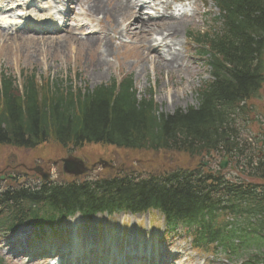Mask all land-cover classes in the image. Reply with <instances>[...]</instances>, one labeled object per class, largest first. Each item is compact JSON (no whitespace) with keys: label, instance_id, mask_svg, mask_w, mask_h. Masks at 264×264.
<instances>
[{"label":"trees","instance_id":"1","mask_svg":"<svg viewBox=\"0 0 264 264\" xmlns=\"http://www.w3.org/2000/svg\"><path fill=\"white\" fill-rule=\"evenodd\" d=\"M214 1L221 27L194 40L212 77L197 91L196 108L160 114L151 93L140 96L130 77L90 90L39 87L29 75L22 94L12 77L2 76L0 145L34 148L52 138L63 148L112 146L166 159L184 154L197 164L192 163L194 170L170 168L145 178L120 168L91 181L9 187L0 191V233L53 224L76 212L155 209L169 232L182 224L206 250L216 244L214 252L238 256L251 236L264 250V185L229 182L205 172L200 162L212 153H235L241 173L264 183V130L249 143L233 127L252 111L247 103L263 88L264 0ZM235 240L245 243L237 246ZM243 264H264V259L249 257Z\"/></svg>","mask_w":264,"mask_h":264},{"label":"rangeland","instance_id":"2","mask_svg":"<svg viewBox=\"0 0 264 264\" xmlns=\"http://www.w3.org/2000/svg\"><path fill=\"white\" fill-rule=\"evenodd\" d=\"M80 1L83 2L77 9V22L72 23V31L69 35L64 33L58 38L42 39L31 38L33 35L30 34L13 36L0 29V77L3 72H11L17 82L22 85L24 77L34 73L42 85H45L44 83L51 85L53 82L63 88L71 85L75 88H85L86 85L90 89L109 85L114 80L121 81L125 77H131L134 88L140 96H149L151 93L161 114L172 115L179 110L184 111L197 106L196 91L210 80V73L205 60L197 54L199 48L193 43L192 37L210 33L216 27L215 19L218 16V9L212 0H183L180 6L171 0H161L163 3L168 2L172 10H176V7L184 8L191 17L188 19L185 30H181L177 36L168 41L170 48L175 47L179 51L181 59L180 65L171 69L164 68L162 57L158 58V54L166 56L165 52L168 48L158 47L160 44L157 42L156 35L132 37L130 35L132 32H138V23L134 22L133 28H129L128 25L132 20L130 17L119 19V22L114 23L111 17H105L90 10L93 0ZM152 9L149 6H143L142 12L135 14L133 19L144 17L147 20L148 15H151L156 16L157 22L160 21L156 8ZM159 11L163 12L162 7ZM76 25H85V28L79 30ZM100 32L103 36L111 34L113 41L112 55L107 57L109 64L102 66L101 74L98 76V70L92 67L99 59L98 54L101 45L106 42L105 37L101 44H92L87 35H90L89 33L97 35ZM149 49H151L150 53H148ZM22 72L25 75H22ZM250 104L255 111L253 117L248 121L237 120V124L234 125L241 130L244 140L258 135L262 130L259 125L261 119L258 120L261 116L256 112L264 111V95L260 99L251 101ZM256 115H258L257 118ZM69 158L85 161L86 168L90 169L82 176L85 179H95L107 172L97 164L99 160L106 162L104 169L115 165L117 170L119 169L117 166L125 165L126 170L131 169L144 177L151 172H158L161 166L185 168L193 161L184 154L166 159L153 153L117 150L112 146L103 147L102 145H88L72 152L52 142L36 149L3 146L0 147V177H5V180L0 181V189L5 190L13 184L14 180L10 181L9 175L17 177L20 183L35 184L37 180H33L34 173L31 170L37 166L42 167L45 172H50L55 181L57 179L61 182L71 180L73 178L63 172L60 162L61 159ZM165 161H172L174 164H165ZM55 163H57L56 166ZM194 164H197L196 161ZM93 165L95 170H91ZM225 172L228 178L236 176V172H232L230 166ZM75 231L79 234L78 242L74 239ZM98 232L101 237L99 243L96 239ZM164 233V221L154 211L134 216L123 213L113 216L103 214L95 216L92 221L76 217L74 220L63 223L55 232L46 228L43 233H39L31 228L23 227L13 236L0 235V261L4 264H49L43 261L26 262L18 256L29 252L32 248L42 246L45 242H51L78 246L84 252H88L87 249L91 248L94 252L114 260L119 258L126 260L128 256H145L144 258L147 259L143 264H149L146 260L152 257L173 259L177 264H232L223 254L210 257L207 254L197 253L192 248L191 239L186 237L182 229L173 237H164ZM34 235L41 238L33 239ZM34 240L37 241L34 242ZM120 247L122 251L119 252ZM113 254L116 257H112ZM245 257L241 256L233 262L241 264Z\"/></svg>","mask_w":264,"mask_h":264},{"label":"bare ground","instance_id":"3","mask_svg":"<svg viewBox=\"0 0 264 264\" xmlns=\"http://www.w3.org/2000/svg\"><path fill=\"white\" fill-rule=\"evenodd\" d=\"M174 2H182L183 0H171ZM75 3L81 4L83 1L75 0ZM140 3V6H139ZM90 6V10L95 12L96 14L104 15L105 17H111L114 20V23L119 22V19H125L126 17H130V24L128 25L129 28H133V23H138V32H132L129 34L132 37L135 35H144V36H152L156 35L158 40L157 42L160 44L159 47L168 48L165 54L166 56H162L158 54V58L162 57V64L163 67L166 69H171L172 67H178L181 63L180 53L174 47L173 49L169 47L168 41L173 37L177 36L179 32L185 30L187 26L188 17L186 11L182 9V13L177 16L171 9V5L168 2L163 3L161 0H149V2H139V0H93ZM156 8L157 17L160 18V21H156V16H149L146 20L144 17L139 19H133L135 14L141 13L143 6H149L151 9L153 7ZM73 7V4H71ZM162 7L163 12H160L159 9ZM153 10V9H152ZM171 10V11H170ZM141 11V12H139ZM170 11V12H169ZM169 14V15H168ZM194 17V16H193ZM168 18V19H167ZM119 20V21H118ZM68 24V22H67ZM132 26V27H131ZM63 27V26H62ZM72 28L66 30V34H70ZM113 31V29H112ZM113 33V32H111ZM128 34V35H129ZM72 36V35H71ZM74 37V36H72ZM105 37V43L101 45V50L98 54V61L93 65L92 68L94 70H98V76L101 74L102 66H106L109 64L107 57L112 55V41L113 37L110 35H102L100 32L95 36L88 35L87 38L89 39L90 43L101 44L102 39ZM151 44V43H150ZM151 49L148 50L150 53ZM106 64V65H105Z\"/></svg>","mask_w":264,"mask_h":264},{"label":"water","instance_id":"4","mask_svg":"<svg viewBox=\"0 0 264 264\" xmlns=\"http://www.w3.org/2000/svg\"><path fill=\"white\" fill-rule=\"evenodd\" d=\"M71 164H72V163H70V162H69V163L66 162L67 171L70 172V173L73 172V170L71 171V169H69V166H70ZM225 165H226V163L223 162V163H222V167H224ZM76 174H77V173H76Z\"/></svg>","mask_w":264,"mask_h":264}]
</instances>
